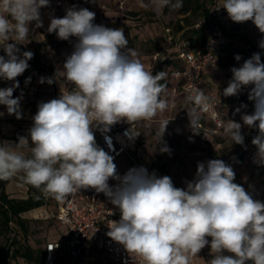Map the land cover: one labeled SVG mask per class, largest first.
<instances>
[{
  "label": "clouds",
  "instance_id": "clouds-1",
  "mask_svg": "<svg viewBox=\"0 0 264 264\" xmlns=\"http://www.w3.org/2000/svg\"><path fill=\"white\" fill-rule=\"evenodd\" d=\"M157 3L164 7L171 0ZM47 6L49 0H0V49L5 53L0 55V79L15 81L12 87L0 88V105L16 119L22 118L21 97H13L19 87L16 78L29 68L34 56L31 51L21 53L17 45L27 38L32 22L37 28L43 26L40 10ZM182 6L183 0L172 4ZM221 7L233 22L251 20L264 33V0H224ZM94 19V12L75 7L67 9L63 18H51L49 33L60 40L78 38L63 69L55 73L56 79L71 83L74 90L61 91L59 98L38 104L29 129L31 143L24 136L15 144L0 142V180L22 173L26 183L56 200L87 188L104 193L120 211V220L111 222L107 235L143 264H190L205 246L210 247L209 264H264V202L234 183L233 168L225 161L198 163L195 179L186 188H178L169 176L157 177L144 167L129 169L120 177L113 158L96 146L94 125L107 128L121 120H151L168 105L161 98L164 86L159 83L165 73L153 75L145 69L137 53L128 48L122 28L97 25ZM259 46L264 48V40ZM231 72L224 96L237 95L243 86L253 85L248 98L254 101V112L242 120L248 128L259 130L252 143L258 149L256 162L264 165L260 54L254 53ZM39 82L52 84L54 80L41 77ZM188 99L203 105L209 98L196 89ZM188 116L193 130L198 121L196 109ZM168 122L162 124L160 141ZM241 128L235 120L226 121L224 132L233 144L243 145ZM26 144L32 145L30 156L19 150ZM160 151L170 150L165 146ZM110 178L120 181L115 189L108 184Z\"/></svg>",
  "mask_w": 264,
  "mask_h": 264
},
{
  "label": "rangeland",
  "instance_id": "rangeland-1",
  "mask_svg": "<svg viewBox=\"0 0 264 264\" xmlns=\"http://www.w3.org/2000/svg\"><path fill=\"white\" fill-rule=\"evenodd\" d=\"M125 1L124 11L127 4L139 0ZM214 1L224 0H183V6L180 8L172 7L175 0H171V3L164 7H159L157 0H141L140 3L145 4L143 12L136 15L134 12H127L128 16L133 17L136 21H139L136 16L143 13H145L144 17L146 18L137 27L140 32L139 36L136 39L135 37L134 39L130 38L128 48L134 50L138 58L144 57V63L142 64L146 70L152 72L153 75L157 74L154 71L156 68H154L152 59L157 48L153 40L147 39L149 29L154 31L171 28L176 35L181 33L180 40L194 41L195 37L201 38L203 33L197 31L195 26L208 20V9L214 4ZM118 5L119 1H116L114 6L118 7ZM140 7L143 6L141 5ZM186 9H188L187 12ZM129 36L131 37V35ZM227 36L229 43L222 51L219 59V64L224 70H221L223 73L218 78L224 87H227L232 79L231 69L242 66L244 61L251 58L254 53H259L261 62L264 63V48L259 46L260 42L264 40V33H261L252 21L236 23L230 19L227 27ZM236 55L241 57L239 61L235 59ZM160 69V72L163 71L165 73L162 80H167V68L163 64ZM10 82L12 81L0 79V88L12 87L13 83L11 84ZM167 86L168 84L164 86L161 98L166 100L168 107L151 120L131 122L140 131V166L146 168L149 173H155L157 177L169 176L175 187L186 188L187 183L193 181L196 177L198 163H206L211 159H222L233 168L235 173L234 183L243 186L254 200L264 202V165L256 162L258 160V149L252 143L253 138L259 135L258 128H248L243 125L241 131L244 136L243 145L233 144L230 136L224 132L209 134L211 135L209 136L197 128L192 130L188 116V112H191V110L179 96H175L172 92L166 90ZM248 86L243 87L248 88ZM217 90L219 95L222 96L223 88L219 83L217 84ZM248 96L245 93H242L240 98H238L239 96H232V106L228 108L230 112L239 106L245 107L248 113L254 111V101L249 100ZM222 106L221 109H226ZM36 107L38 111V106ZM28 108L29 112L21 110V119H16L15 117L10 120L5 115H0L1 142L13 141L11 143L15 144L18 143L21 136L30 137L29 133L19 132L25 130L23 126L33 125L32 118L37 111H35L36 109L33 106ZM1 112H7L6 106L0 105ZM226 112L228 111L225 110ZM165 121L169 122L160 141L162 124ZM124 122L127 121L121 120L110 126H122ZM10 123L14 128L10 127ZM29 129L26 128V130ZM165 146L169 148V152L160 151ZM31 147V144H26L19 150L26 156H30ZM132 168L136 167H127L126 173ZM7 190L12 199H27L29 195L28 183L23 179L22 173L11 178ZM51 198L48 205L55 212L57 203L54 198ZM22 217L28 223V236H25L15 223H10L9 227L5 226L0 213V264H25L21 259L7 258L8 251L12 249V243L17 242L18 245L23 242L27 244L34 243L38 246L35 248L36 251H42L51 231L57 229L53 220L43 219L37 212L28 213ZM53 239H56V236H53ZM208 239L210 240L211 238L209 237ZM211 258L210 247L205 246L201 250L200 257H193L192 261L193 263L209 264Z\"/></svg>",
  "mask_w": 264,
  "mask_h": 264
},
{
  "label": "built area",
  "instance_id": "built-area-1",
  "mask_svg": "<svg viewBox=\"0 0 264 264\" xmlns=\"http://www.w3.org/2000/svg\"><path fill=\"white\" fill-rule=\"evenodd\" d=\"M118 1V9L124 11L126 1ZM223 3L214 1L209 9L208 20L195 26L197 31L203 33L204 44L195 46L189 40H180V34L176 35L171 28H166L164 45L154 55L156 62L178 60L182 63V68H173L169 73L170 79L176 83L172 91H182L187 105L192 110L196 109L199 119H207L211 123L212 128H209L197 122L195 128L205 134L224 132L226 125L221 112L223 102L216 97L213 83L207 77L209 72L218 68L222 51L229 43L227 27L230 18L226 9L221 7ZM95 21L96 15L93 23ZM170 49H174V53L171 54ZM196 89L208 96L206 104L196 105L194 100L188 99ZM73 90L74 86L59 90L56 98L60 97L61 91ZM91 131L96 146L113 158L120 177H123L127 167H141L140 131L134 124L107 128L96 124ZM119 183V180L111 178L108 181L113 189ZM43 197L46 202L51 198L44 193ZM35 212L43 219L55 221L57 227L66 231L63 238L45 245L43 264H143L140 257L128 253L121 244L107 235L111 222L120 220V211L102 192L98 193L93 188L77 190L67 195L55 212L49 210L47 205ZM200 254L201 251L198 258Z\"/></svg>",
  "mask_w": 264,
  "mask_h": 264
},
{
  "label": "crops",
  "instance_id": "crops-1",
  "mask_svg": "<svg viewBox=\"0 0 264 264\" xmlns=\"http://www.w3.org/2000/svg\"><path fill=\"white\" fill-rule=\"evenodd\" d=\"M116 1L118 0H49V6L41 8L40 15H41L43 26L37 28L35 27V22H32L30 24V30L28 32L27 38L23 41H20L19 42L20 45H17V47L20 48L21 53L23 51H31L34 54L33 58L28 62L29 68L26 69L22 75L16 78V81L19 82V87L14 90L13 97L14 98L21 97V101H20L21 110L23 111L27 110L29 112L30 110L28 107H31V106H33V108L36 109L37 108L36 106H38L39 103L48 102L52 99H55L56 93L59 90L70 89L71 87L74 86L69 82H66V81L63 82L62 80L56 79L55 73L57 72V70L63 69V65L67 57L72 54V52L74 51L75 44L78 43V38L70 37L68 40H60L58 39L55 33H49L47 29L50 24L51 18L53 17L63 18L66 15V10L73 8V7H75L76 9L87 8L88 10L94 12L96 15V21L94 22V24L103 25L105 27L114 28V29L122 28L124 30V34L126 38L128 39V42L130 41V38L134 39L135 37L136 39L137 36H139L140 32L137 29V27H139L140 24L146 20V18L144 17L145 13L137 15L136 19H139V21H136L133 17H129L127 12H134L135 15L139 14L140 12H143L145 10L143 9L145 8V4H141L142 3V2L140 3L141 0L137 2H132L130 4H127L126 10L124 12H120L118 7L114 6L116 4ZM141 5L143 7H140ZM4 14L6 15V13ZM128 28H131V29H128ZM147 28L149 27L147 26ZM165 29L166 28L162 30L157 29L154 31L149 29V36L147 37V39L153 40L157 48L154 55L158 53L164 45L163 38H164ZM128 34L131 35V37ZM190 42L192 43V45L200 46L205 43V37L204 35H202L201 38L195 37L194 41H190ZM170 53L171 54L174 53V49H170ZM0 55H5L2 49H0ZM136 58L139 59L141 63H144L143 61L144 57L143 58L136 57ZM152 59L154 61V68H156L154 71L156 73L160 72L161 70L160 68L163 64L167 68L166 77H168V79L161 80L159 83L163 86L168 84L166 90L172 92L173 95L175 96H179V98L186 104V106H188L186 103V96L182 91H178L176 93L172 91V88L175 86L176 83L172 81L169 77V73L173 68H182V63L178 60L156 62L154 60V56L152 57ZM221 70H224V68H222L219 64L216 70L211 71L207 74V77L213 83L216 97H218L224 103L223 106L224 108H226V109H221L222 117H223L225 124L227 120H235L236 122L241 123L242 125L241 131H242L243 129L242 116L245 114H252L254 111L248 113L245 110V107L239 106V107H235V109L230 112V109L228 108L232 106L231 101L233 98L232 96L226 97L223 95V90L224 88H226V86L224 87L220 79L218 78V76L221 73H223L221 72ZM29 77H30V81L26 83V80ZM41 77L53 78L54 82L52 84H48L47 82L42 84L39 82ZM10 83L14 84L15 81H12ZM218 83L223 88L222 96L219 95L218 90H217ZM251 87H253V85L248 86V88L242 87L240 92L234 96H239L238 98H240L242 93L249 95L252 89ZM188 108L192 112V109L189 106ZM237 109H239L238 112L236 111ZM225 110H227L229 113L228 112L225 113ZM35 111H37V109ZM1 113H3V115H5L6 118H9L10 120H13L15 118V115H9L7 112H1ZM197 122H202L205 126L212 128L211 123L207 119H199L198 117ZM126 124H129V123L124 122L122 126ZM9 125L10 127L14 128L11 123ZM31 127L32 125L23 126L25 130H21L19 132L29 133V130H26V128H31ZM222 132L223 131L219 132L218 134ZM205 135H209V134H205ZM27 138L30 141V137H27ZM10 142H13V141H10ZM125 174L126 172L124 173V175ZM7 193H8V190H7ZM51 199H53V197ZM55 201L57 203V207H56V210H57L62 200L55 199ZM48 202H46L45 200V206L47 205L48 209L52 210L51 206L48 205ZM36 210L30 211L28 213L30 214L32 212H35ZM53 222L55 223V221ZM65 232L66 231L64 228L57 227V229L54 231H51L49 237H47L48 241L46 242V244L50 241L60 240L61 238L65 236ZM53 236H56V239H53ZM29 245L33 249L38 247L34 243L33 244L29 243ZM44 247L42 250L43 255H44ZM191 262L192 264H194L192 260Z\"/></svg>",
  "mask_w": 264,
  "mask_h": 264
},
{
  "label": "trees",
  "instance_id": "trees-1",
  "mask_svg": "<svg viewBox=\"0 0 264 264\" xmlns=\"http://www.w3.org/2000/svg\"><path fill=\"white\" fill-rule=\"evenodd\" d=\"M187 11L188 9H186V12ZM10 180L11 179L0 180V213L2 216V222L7 227H9L10 223H15L20 228L22 233L25 236H28V223L23 219L22 216L30 211L45 206L43 192L40 189H37L28 184L29 195L27 199H12L7 193V186L9 185ZM9 257L21 259L26 264H43L44 261L43 251H36L25 242H23L22 244L20 243L19 245L17 242L12 243V249L11 251H8L7 258Z\"/></svg>",
  "mask_w": 264,
  "mask_h": 264
}]
</instances>
